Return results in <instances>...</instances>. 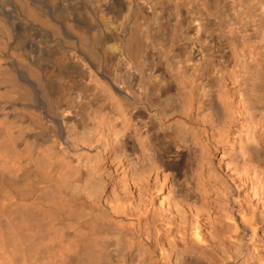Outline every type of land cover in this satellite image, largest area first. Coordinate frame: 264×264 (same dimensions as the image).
Listing matches in <instances>:
<instances>
[{
	"label": "bare ground",
	"instance_id": "1",
	"mask_svg": "<svg viewBox=\"0 0 264 264\" xmlns=\"http://www.w3.org/2000/svg\"><path fill=\"white\" fill-rule=\"evenodd\" d=\"M225 2L0 0V264H264V0Z\"/></svg>",
	"mask_w": 264,
	"mask_h": 264
},
{
	"label": "rangeland",
	"instance_id": "2",
	"mask_svg": "<svg viewBox=\"0 0 264 264\" xmlns=\"http://www.w3.org/2000/svg\"><path fill=\"white\" fill-rule=\"evenodd\" d=\"M225 1H226V2L228 1V3L225 2L226 4H230V3H231L230 0H225ZM227 14H228V17H229L230 19H234V18H235V13L233 12V10L228 9ZM197 22H198V21L194 22L193 25H192V26H195V27L193 28L194 30H195V28L198 27V23H197ZM250 23H251V22H250ZM237 25H238V26L241 25L240 22H238ZM194 30H193V31H194ZM253 64H254V63H253V61H252V62H251V66H254ZM186 154H187V152H186ZM181 178H182V177H181ZM188 181L191 183V184H190L191 187H192L191 190L193 189V191H194V190H195V189H194V180H193V179H190V180H188ZM192 181H193V182H192ZM196 197H197V196H195V195L192 194V195L190 196V198H189V197H188V198H183V197H182V198L185 200L186 203L189 202L190 204H195V205H197V203H198L197 200H198V199H197V200H194V198H196ZM195 202H196V203H195Z\"/></svg>",
	"mask_w": 264,
	"mask_h": 264
}]
</instances>
